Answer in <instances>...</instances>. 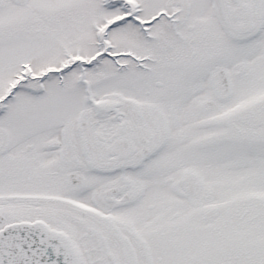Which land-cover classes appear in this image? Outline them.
<instances>
[{"label": "snow or ice", "instance_id": "snow-or-ice-1", "mask_svg": "<svg viewBox=\"0 0 264 264\" xmlns=\"http://www.w3.org/2000/svg\"><path fill=\"white\" fill-rule=\"evenodd\" d=\"M0 264H264V0H0Z\"/></svg>", "mask_w": 264, "mask_h": 264}]
</instances>
